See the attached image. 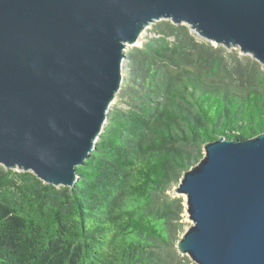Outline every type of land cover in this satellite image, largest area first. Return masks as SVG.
<instances>
[{
	"label": "water",
	"instance_id": "1",
	"mask_svg": "<svg viewBox=\"0 0 264 264\" xmlns=\"http://www.w3.org/2000/svg\"><path fill=\"white\" fill-rule=\"evenodd\" d=\"M168 20L264 70V0H0V165L72 187L124 78L125 47ZM194 264H264V131L223 136L174 188Z\"/></svg>",
	"mask_w": 264,
	"mask_h": 264
},
{
	"label": "trees",
	"instance_id": "2",
	"mask_svg": "<svg viewBox=\"0 0 264 264\" xmlns=\"http://www.w3.org/2000/svg\"><path fill=\"white\" fill-rule=\"evenodd\" d=\"M124 78L72 187L0 165V264H194L177 252L183 172L219 136L264 131L256 61L163 20Z\"/></svg>",
	"mask_w": 264,
	"mask_h": 264
},
{
	"label": "rangeland",
	"instance_id": "3",
	"mask_svg": "<svg viewBox=\"0 0 264 264\" xmlns=\"http://www.w3.org/2000/svg\"><path fill=\"white\" fill-rule=\"evenodd\" d=\"M161 21L163 20H160V21H156V22H153L152 24H149L145 29L144 31L142 32L141 36H140V42L136 45V46H131V45H127L125 47V53H129L131 51V49L135 48V47H142L143 43L145 41H147L148 38H150L152 36V30L154 29L155 25H157L158 23H160ZM193 34H195L193 31H191ZM196 37L198 39H201V40H204L206 42H209L201 37H199L197 34H195ZM210 43V42H209ZM211 44V43H210ZM212 46L214 47H221L223 50L233 54L234 56H236V58H238L240 61H244V59H248L250 61H255L250 55H244L242 54L238 48H232V49H226L225 47L221 46V45H214V44H211ZM258 63V62H257ZM259 64V63H258ZM260 65V64H259ZM262 69V67H261ZM263 70V69H262ZM264 71V70H263ZM115 103V100L114 102L111 104L113 105ZM183 197V196H182ZM184 198V197H183ZM184 223L186 224L185 226V229L188 227V225L190 224V220L187 218L186 214H184V219H183ZM188 258V257H187Z\"/></svg>",
	"mask_w": 264,
	"mask_h": 264
}]
</instances>
